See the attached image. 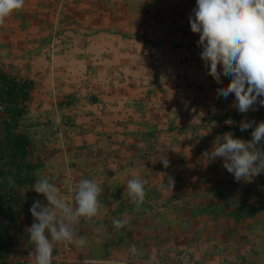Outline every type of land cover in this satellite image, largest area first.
<instances>
[{
  "label": "crops",
  "instance_id": "1",
  "mask_svg": "<svg viewBox=\"0 0 264 264\" xmlns=\"http://www.w3.org/2000/svg\"><path fill=\"white\" fill-rule=\"evenodd\" d=\"M191 4L24 0L0 23V71L29 88L35 125L27 130L45 159L40 178L73 207L82 178L101 187L97 214L73 225L75 264H264V202L244 223L215 211L216 191L234 182L264 195V171L237 181L222 157L205 151L221 137L215 128L222 123L208 124L212 114L236 111L239 127L254 121L238 136L249 141L264 106L257 101L241 113L234 94L219 90L232 77L222 68L216 75L201 57ZM256 147L264 150V140ZM165 154L168 168L153 162ZM136 177L146 181L139 205L127 190ZM29 191L32 205L48 204ZM34 220L23 212L10 251H35L27 233ZM62 244L54 242L53 253Z\"/></svg>",
  "mask_w": 264,
  "mask_h": 264
},
{
  "label": "clouds",
  "instance_id": "2",
  "mask_svg": "<svg viewBox=\"0 0 264 264\" xmlns=\"http://www.w3.org/2000/svg\"><path fill=\"white\" fill-rule=\"evenodd\" d=\"M23 5L24 0H0V23ZM189 20L191 30L199 34L201 57L208 61L207 66L216 75L222 68L232 77L228 84L220 83L219 90L225 96L234 94L235 107L241 113H247L257 101L264 106V0H196ZM218 58L222 61L219 67ZM253 124L254 121H243L240 129L252 128ZM262 140L264 121L255 125L251 140L245 141L226 132L205 151L212 159L222 157L224 168L239 181L264 171V150L256 147ZM157 160L168 168L166 154L153 162ZM145 183L140 177L127 182L128 195L137 205L145 199ZM173 183L172 177L167 178L169 190ZM32 188L48 201L44 206L36 200L30 209L35 220L27 233L35 245L34 264H52L54 242H72L73 225L79 218L97 214L101 187L82 178L73 188L75 207L58 194L57 186L47 178L37 180ZM114 223L122 226L121 221ZM76 243L83 244L84 240L81 238Z\"/></svg>",
  "mask_w": 264,
  "mask_h": 264
},
{
  "label": "trees",
  "instance_id": "3",
  "mask_svg": "<svg viewBox=\"0 0 264 264\" xmlns=\"http://www.w3.org/2000/svg\"><path fill=\"white\" fill-rule=\"evenodd\" d=\"M188 1L192 3L190 8L193 11L196 7V0ZM184 41L189 42L188 40ZM29 98V88H26L15 78L4 76L0 71V101L6 102V107L0 111L1 253L13 249V241L17 234L14 233L12 238H8L7 233L19 226L23 212L31 213L32 203L29 200V190L37 180L41 179L38 171L45 165L44 157L37 153L41 149V145L34 142L27 130L28 127L35 125L28 119ZM238 116L236 111L212 114L208 124L222 123L221 127L215 128V133L221 137L226 132H231L236 137H242L244 131H241L240 127L231 120ZM260 116V121H264V113H261ZM229 120L232 123H228ZM216 193L221 207L215 211L223 218L233 219L237 223H244L245 219L255 210L261 209V203L264 202L263 194L248 184L238 182H234V187L231 190L219 193L216 191Z\"/></svg>",
  "mask_w": 264,
  "mask_h": 264
},
{
  "label": "built area",
  "instance_id": "4",
  "mask_svg": "<svg viewBox=\"0 0 264 264\" xmlns=\"http://www.w3.org/2000/svg\"><path fill=\"white\" fill-rule=\"evenodd\" d=\"M22 83V81H19ZM6 107V102L0 101V111L4 110ZM15 230L8 231V238H12L14 236ZM73 249V241L72 242H63L62 246L57 249L55 253H53V261L52 264H75L71 257L70 253ZM35 255L34 251H23V252H13L7 251L4 253L0 252V263L5 264H34Z\"/></svg>",
  "mask_w": 264,
  "mask_h": 264
},
{
  "label": "rangeland",
  "instance_id": "5",
  "mask_svg": "<svg viewBox=\"0 0 264 264\" xmlns=\"http://www.w3.org/2000/svg\"><path fill=\"white\" fill-rule=\"evenodd\" d=\"M176 12V14H178L177 13V11H175ZM177 17H176V19L174 20L175 21V23H174V26H175V28H176V32H177V30L179 29V25L177 24ZM159 25H161L162 24V22H163V19H159ZM171 23V22H170ZM174 28V27H173Z\"/></svg>",
  "mask_w": 264,
  "mask_h": 264
}]
</instances>
